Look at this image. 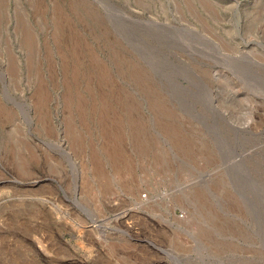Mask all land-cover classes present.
<instances>
[{
  "label": "rangeland",
  "instance_id": "obj_1",
  "mask_svg": "<svg viewBox=\"0 0 264 264\" xmlns=\"http://www.w3.org/2000/svg\"><path fill=\"white\" fill-rule=\"evenodd\" d=\"M0 264H264V0H0Z\"/></svg>",
  "mask_w": 264,
  "mask_h": 264
},
{
  "label": "bare ground",
  "instance_id": "obj_2",
  "mask_svg": "<svg viewBox=\"0 0 264 264\" xmlns=\"http://www.w3.org/2000/svg\"><path fill=\"white\" fill-rule=\"evenodd\" d=\"M24 44L27 45V46L29 44H32V39H31L30 35L25 36V38H24Z\"/></svg>",
  "mask_w": 264,
  "mask_h": 264
}]
</instances>
